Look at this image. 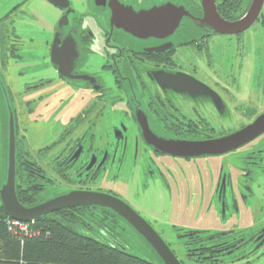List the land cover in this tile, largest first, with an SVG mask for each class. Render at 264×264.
<instances>
[{
	"label": "flooded vegetation",
	"instance_id": "1",
	"mask_svg": "<svg viewBox=\"0 0 264 264\" xmlns=\"http://www.w3.org/2000/svg\"><path fill=\"white\" fill-rule=\"evenodd\" d=\"M37 1L52 5L58 11V16L55 18V25L49 30L43 28L45 40L40 41L30 36L26 41L16 29V24L22 23L19 20L23 17L21 13L26 12L20 9L25 5L30 8V5ZM68 1L69 7L64 9L48 0H17L19 3L14 5L12 10H4L7 1L0 0V41L2 43V36L7 37L5 33L11 30L9 54L16 53L18 57L32 56L34 46L38 44L44 52L40 54L44 57L40 61L43 62V68L51 69L56 75L50 78L49 82L52 79H59L64 84L76 81L91 89L92 84L88 81L63 77L51 60L57 24L67 15L68 24L64 26L63 36L60 38L64 41L72 35L76 41L79 59L76 66L74 64L73 75L88 74L94 78L98 77L103 88L100 92L95 91V97L88 98L85 103L78 102L80 111L71 119L70 128L65 129L59 144L45 148L55 176L51 177L45 173L36 162H30L35 166L34 171L26 169L24 175L25 179L31 181H26L27 185L16 182L21 203L32 207L70 191L99 192L122 199L144 217L151 213L150 201L153 208L161 206L158 203H161L163 197H166V201L175 203L177 199H173L175 196L173 197L170 184L172 180L176 181V196L182 191L181 197H184L186 205L187 202L192 203L195 197L190 190L193 189L194 183L189 181L191 178L185 174L187 170L189 172L194 168L191 166L196 165L199 161L197 158L205 157L204 163L209 175L208 179H199L198 187L202 192H210L207 197L208 211L214 207L221 214L223 210L224 220L231 215L234 221L240 218L242 222L239 221L237 227L223 226L210 233L207 229L195 230L182 225L174 226L180 228L177 232H188L187 235L192 239L186 245L192 248L187 250L188 255L197 254L191 258L200 262L202 253L208 254L207 256L221 255L222 260L238 255L239 260H247L242 264H264V218L257 222L261 216L257 214L262 212L264 203V133L229 152L198 157L173 155L150 144L158 143L160 149L161 143L165 142L216 140L240 131L264 115V5L259 17L248 29L240 33L223 34L202 22V0H179L182 2L180 4L175 0H166V3L182 6L188 11L181 25L183 29L166 39L150 38L136 42L133 35L125 34L116 30V26L111 28L109 25L113 23L114 15L121 14V6L127 7L133 0H96L101 6H97L99 8L95 11L92 10L89 0H79L86 13H82L83 10L79 12V9L73 6L72 2L76 0ZM227 3L228 0H216L217 11L224 19L234 22L247 15L253 0ZM69 9L70 13L67 12ZM16 13L18 18L20 17L17 21L12 18ZM76 13L78 17H75ZM86 17L104 23L105 26L109 25V30L105 33L113 43L108 42L103 58L106 61L104 69L110 72L106 74H113L114 81L108 77L101 79L95 72L81 67L82 61L87 57L84 51L93 40L94 33L86 27L80 29L70 23L71 19L83 21ZM191 31L192 35L188 40H184L185 33ZM124 40L133 41L132 45L137 48L124 47ZM182 48H187V54L178 53ZM248 49L251 51V57L247 54ZM22 52L24 55L19 54ZM249 59L252 61L250 64ZM39 66L42 67L41 64ZM104 83L116 84L121 94L108 95L112 90L105 88ZM102 90L104 91L101 92ZM232 116L239 117L240 121L247 119L248 122L236 129L224 128L219 131L223 126L222 120ZM213 117H217L219 125L212 121ZM102 120L108 121L105 137L99 135ZM227 156L230 157L229 161L226 160ZM223 159L226 161L224 164L212 166L211 162L217 164L218 160L223 162ZM185 161L188 166L190 162L193 163L187 170L182 164H187ZM35 168L41 171L37 172ZM58 184L63 186L64 190L48 196L50 189L58 187L55 186ZM108 185L125 187L127 196H121L114 190L115 186L107 187ZM21 191L30 192V197L38 194L40 200L34 204H26L27 201L21 200L24 199ZM204 199L202 197L201 201ZM199 200L200 198L197 200L198 204ZM83 209L105 212L98 207H73L52 214ZM107 214L112 218L114 226H117V223L122 226L120 223L123 222L132 228L111 211ZM146 220L155 228L153 222ZM89 224L95 225V228L99 227L94 218ZM95 228H92V231L98 232L99 229ZM101 233L103 239L99 238L100 240L126 248L123 238L113 231L109 234L103 231ZM137 235V239H140L141 235ZM97 236L98 233L95 234V237ZM177 244L182 246L183 243ZM169 245L172 247L170 243ZM175 254L177 255L176 252ZM252 256L254 259H247Z\"/></svg>",
	"mask_w": 264,
	"mask_h": 264
},
{
	"label": "rangeland",
	"instance_id": "2",
	"mask_svg": "<svg viewBox=\"0 0 264 264\" xmlns=\"http://www.w3.org/2000/svg\"><path fill=\"white\" fill-rule=\"evenodd\" d=\"M5 1H7V3L4 4V10H8V8L12 10L14 5L19 3L17 0ZM175 1L177 4L181 3L179 0ZM132 2L138 9L144 10L149 9L151 6H160L163 3H166V0H133ZM89 3L91 4L93 11H95L96 8H99L96 6L94 0H89ZM72 4L74 7L79 9H77L79 12L83 10L82 8L84 6L79 2V0L72 2ZM86 4L87 3H85V5ZM20 10L26 11L25 13H21L23 17H19V19L17 13L12 17L16 21L18 19L22 21V23L16 24L18 33L23 35V38L26 41L30 36H33L35 39L40 41L45 40L46 34L43 32V28L49 30L51 26L55 25V18L58 16V11L52 5H48L46 2L38 3V1L35 4L30 5V8L25 5L24 7L22 6ZM82 13H86V10H83ZM75 17H78L77 13ZM70 24H75L80 29L86 27L94 33L93 40L88 43L87 48L84 51L85 54L87 53V57L82 61L81 67L83 66V69L86 68L91 72H95L100 76L101 79L108 77L110 80H112L114 75L111 74L110 77L106 74H109L110 72L104 69L106 61L103 58L104 49L106 48L108 42L113 43V40L110 41L106 36V33L109 30V25L106 24L105 26L104 23L89 17H86L83 21L80 19H71ZM192 32L193 31L185 33L186 38L183 39L188 40L190 35H192ZM5 35L7 37L2 36V43L0 41V189L3 187L7 177L6 151H4V149H6L7 146L6 120L9 116L10 108L15 117L16 128H18L19 132V146L22 150L21 152L23 153V157L21 154L19 159L17 155V166H20V163L26 166L20 167L22 170L17 182L19 184L23 183L27 185L26 181H31V179H25V170L30 168L29 170L34 171L33 167L35 166L34 164H31L33 162H36L39 166H41L45 170L44 172H47L51 177L55 176L54 168L50 163V156L45 151V148L52 144H59L61 137L65 133V129L70 128L71 119L80 111V108H78L79 103H85L88 101V98L95 97V92H93L91 89H88V87L82 82L71 81L68 84H64L57 78V80L52 79L49 82L48 80L56 75L51 69L43 68V62H40L44 58L42 55H40L43 52L40 50L41 47L36 44L34 46L35 49L32 52V56L18 57L16 53L9 54L8 52V48L12 41L10 39L11 30L8 33H5ZM112 38L114 39L115 37L113 36ZM135 39L137 40L136 42L141 41L139 38ZM142 40L144 41L145 39ZM122 44L124 47L133 49L137 48V46L132 45L133 41L131 40H124ZM212 48H214L213 45ZM178 53H181L182 55L187 54V48H182L178 51ZM19 54L24 55V52ZM247 54L249 57H251V51L249 49ZM251 62V59H249L248 64ZM40 64L42 67L39 66ZM104 85L105 88H111L110 90H112L108 93V95L121 94V90L116 87V84L104 83ZM129 94L130 93H128V95ZM137 95L139 96L138 89ZM8 99L10 106L7 103ZM231 118H233V116ZM231 118H225L222 120L221 124L223 126L220 127L219 131L223 130L224 128H226V130L236 129L243 123L248 122V120L244 118L241 119V121L239 117L233 119ZM212 121L219 125V120L217 117H213ZM107 122L108 121L102 120L99 126V135H101V137H105L104 135H106L105 132L106 128L108 127ZM73 134L75 133L73 132ZM227 158L228 159L226 160L229 161L230 157L227 156ZM25 160H27L26 163H24ZM197 160L199 161L196 162V165L194 166H191L193 165L192 162L189 163V166L194 167V170L191 169L189 172L187 170L189 167L188 162L185 161L187 164L182 163L185 167V170H187L185 176H189L191 178L186 179H189V181L194 183V187L192 186L193 189H191L190 192H193L195 200H193L192 203L187 202L186 205L184 197H181L182 191L176 196V181L172 180L170 181V184L173 188V197L175 196L173 199H177L175 200V203L173 201H166V197H163L161 203H158L161 204V206L158 208H153L150 201L149 210H151V213H148L149 215L144 213L146 214L144 217L153 222L155 230L168 244L170 243L172 245V250L177 253L179 260L185 264L245 263L247 260H239L238 255H233L230 258H225V260H222L221 255L214 256V254H209V256H207L208 254L204 253L200 254V256L203 255L202 257L199 256V260H202V262L195 261L191 257L197 256V254L188 255L187 250L192 248L186 247V245H188L192 240L190 236L187 235L188 232H177L176 230L180 228H174V226L182 225L183 227L195 230L207 229L209 231L208 233H210V231L215 232L217 229H221L223 226H232L231 228L237 227L239 226V221H241L240 218H238L237 221H234L233 216L231 215L227 216V218L224 220L223 218L225 216L223 210L221 214V212L215 210L214 207L211 209V211H208L209 202L207 197L210 192L208 190L202 192V189L198 187V181L199 179H208L209 170L205 167V157L197 158ZM224 162L226 161L224 160L221 162L218 160L217 164L214 162H211V164L212 166L216 167L221 163L224 164ZM35 169L37 172L41 171V169ZM178 180L180 181V179ZM55 186L58 187L50 189L48 196H53L56 192H62L64 190V187L60 184ZM110 186H115L114 190H116L121 196H127V191L124 189L125 187H120V185H108L107 187ZM20 194L24 198V202L27 201L26 204H34L40 200L38 194L35 196L33 194L34 197H30V192L23 193L21 191ZM202 197L205 198V202L201 201ZM198 198H200L199 204L197 203ZM262 207V212L257 214L261 215L257 222L264 218V203L262 204ZM99 212L90 210H75V212L66 211L62 212L61 214H51L50 216L58 218L60 217L64 223H68L70 226L73 225L72 227L78 231L82 230L84 233H87L90 236H95L94 234L98 233L97 238L101 239H103V235L101 233L102 231L105 234H109L111 231H113L118 237H121V239L123 238V244L129 253L140 258L162 264V261L158 254H156V251L141 236L140 239H137L138 233L132 230V228L123 222L120 223L122 226H120L119 223H117V226H114L113 221H111L112 218L108 217L107 213L105 214L103 211ZM73 213L78 214L79 217L71 218L70 215ZM92 218L96 219L97 223H99L100 228L96 233L90 231L88 228L90 226L87 223H89ZM177 243L183 244L180 246ZM247 259L254 258L252 256ZM254 264L258 263L254 262Z\"/></svg>",
	"mask_w": 264,
	"mask_h": 264
},
{
	"label": "water",
	"instance_id": "3",
	"mask_svg": "<svg viewBox=\"0 0 264 264\" xmlns=\"http://www.w3.org/2000/svg\"><path fill=\"white\" fill-rule=\"evenodd\" d=\"M48 1L60 8L65 9L69 7L68 0ZM95 3L96 6H101L98 5L96 0ZM129 3L127 7L121 6V14L118 16L114 15V19L112 20L113 25L110 23L109 25L111 28L116 26V30L128 35H133L139 39H166L179 29H183L181 25L184 16L188 15V11H186L184 7L175 4L163 3L160 6H151L149 9L143 10L138 9L133 2ZM116 4L118 5L119 2ZM263 5L264 0H253L252 6L244 18L230 22L218 13L216 0H202V7L204 10L202 22L211 26L219 33H240L252 26L257 20ZM111 8L113 11L115 10L113 7ZM67 12L70 13V9ZM67 24V15L57 24L51 54L52 63L57 67L58 72L63 77L70 80L88 81L92 84L91 90L93 92H100L102 86L99 83L98 77L94 78L92 75L88 74L73 75L77 59H79V52L76 41L73 39L72 35H69L64 41L60 38L63 36L64 26ZM94 79L96 80L95 82ZM103 91L104 90L101 92ZM7 101L9 105V99ZM263 133L264 115L242 128L240 131L216 140L181 143L165 142L161 143L160 149L157 146L158 143L150 144L158 150H163L173 155L198 157L229 152L243 146ZM6 145L4 151H6L7 177L3 187L0 189V200L6 214L10 218L29 222L67 208L98 207L107 213L111 211L125 220L156 251L162 264H183L170 245L143 216L128 203L113 195L99 192L70 191L32 207H28L21 203L17 195L16 184L17 128L11 108L6 120Z\"/></svg>",
	"mask_w": 264,
	"mask_h": 264
},
{
	"label": "trees",
	"instance_id": "4",
	"mask_svg": "<svg viewBox=\"0 0 264 264\" xmlns=\"http://www.w3.org/2000/svg\"><path fill=\"white\" fill-rule=\"evenodd\" d=\"M235 1L228 0L227 4ZM18 133L17 128L19 159L23 153ZM22 166V163L17 166L18 175H21ZM70 216L79 217L76 213ZM9 218L0 200V264H156L82 230L78 231L73 225L64 223L60 217L43 216L34 224L29 222L26 229L8 224ZM88 228L92 231L95 225ZM92 232L96 233V230Z\"/></svg>",
	"mask_w": 264,
	"mask_h": 264
},
{
	"label": "built area",
	"instance_id": "5",
	"mask_svg": "<svg viewBox=\"0 0 264 264\" xmlns=\"http://www.w3.org/2000/svg\"><path fill=\"white\" fill-rule=\"evenodd\" d=\"M7 223L12 224L13 226H20L22 229H26L28 227V223L22 222L20 220L9 219Z\"/></svg>",
	"mask_w": 264,
	"mask_h": 264
}]
</instances>
